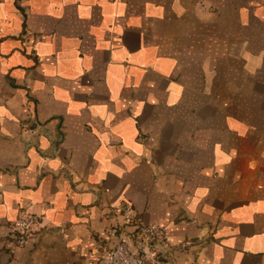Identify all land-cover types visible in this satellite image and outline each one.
Returning <instances> with one entry per match:
<instances>
[{
  "label": "crops",
  "instance_id": "obj_1",
  "mask_svg": "<svg viewBox=\"0 0 264 264\" xmlns=\"http://www.w3.org/2000/svg\"><path fill=\"white\" fill-rule=\"evenodd\" d=\"M124 201L159 264H264V0H0V264H107Z\"/></svg>",
  "mask_w": 264,
  "mask_h": 264
},
{
  "label": "built area",
  "instance_id": "obj_2",
  "mask_svg": "<svg viewBox=\"0 0 264 264\" xmlns=\"http://www.w3.org/2000/svg\"><path fill=\"white\" fill-rule=\"evenodd\" d=\"M111 213L120 214L122 221H117V225L111 229L115 240L110 247L103 250L100 262L159 264L161 255L176 247L171 243L166 228L157 224H147L136 218L130 202L124 201L116 205ZM38 227L37 214L27 209L21 210L17 218L8 225V243L13 249L26 245Z\"/></svg>",
  "mask_w": 264,
  "mask_h": 264
}]
</instances>
